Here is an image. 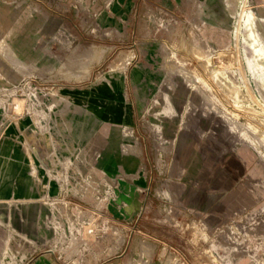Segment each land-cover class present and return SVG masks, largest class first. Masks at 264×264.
Returning <instances> with one entry per match:
<instances>
[{
    "label": "rangeland",
    "instance_id": "1",
    "mask_svg": "<svg viewBox=\"0 0 264 264\" xmlns=\"http://www.w3.org/2000/svg\"><path fill=\"white\" fill-rule=\"evenodd\" d=\"M249 18L264 43V0H0V264H264Z\"/></svg>",
    "mask_w": 264,
    "mask_h": 264
},
{
    "label": "bare ground",
    "instance_id": "2",
    "mask_svg": "<svg viewBox=\"0 0 264 264\" xmlns=\"http://www.w3.org/2000/svg\"><path fill=\"white\" fill-rule=\"evenodd\" d=\"M242 17L243 14L241 15ZM256 21L255 18H249L246 22L242 41L244 47L252 51L251 56L246 60L249 71L258 76L264 84V43L262 42L261 35L257 31Z\"/></svg>",
    "mask_w": 264,
    "mask_h": 264
}]
</instances>
